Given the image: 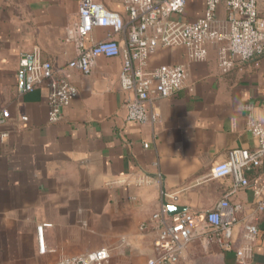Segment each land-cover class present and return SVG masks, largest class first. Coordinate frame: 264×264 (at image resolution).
Here are the masks:
<instances>
[{
  "label": "crops",
  "instance_id": "1",
  "mask_svg": "<svg viewBox=\"0 0 264 264\" xmlns=\"http://www.w3.org/2000/svg\"><path fill=\"white\" fill-rule=\"evenodd\" d=\"M95 1L126 19L122 0ZM196 3L199 15L203 0ZM78 5L0 0V111L9 112L0 123V264H57L101 247L110 248L104 264H147L155 255L151 215L164 202L162 189L178 192L176 199H164L167 204L196 215L225 195L243 206L238 217L252 221L257 214L246 264H264V211H255L253 190L230 193V177H210L230 149L257 145L250 124L264 123V54L222 72L213 44L200 61L184 47H158L148 65L183 64L187 76L172 97L153 100L158 120L138 124L126 118L132 94L119 85L120 56H99L88 75L66 67L77 55L66 36ZM107 33L94 28L87 44ZM114 37L123 43L125 32ZM34 48L51 62L55 77L67 78L78 91L57 122L48 120L44 84L17 91L19 57ZM39 224H47L43 252ZM242 231V223L235 224V247L243 242ZM196 232L176 264H240L234 249L207 240L203 222Z\"/></svg>",
  "mask_w": 264,
  "mask_h": 264
},
{
  "label": "built area",
  "instance_id": "2",
  "mask_svg": "<svg viewBox=\"0 0 264 264\" xmlns=\"http://www.w3.org/2000/svg\"><path fill=\"white\" fill-rule=\"evenodd\" d=\"M126 19L117 11L95 0H79L78 18L67 29L66 42L72 43L77 55L66 63L69 69L82 74L91 73L96 58L120 56L121 90L131 92L125 102L126 118L145 124L159 119L153 100L172 97L184 84L187 76L183 64H160L150 67V55L158 47L181 46L187 49L194 61L204 60L207 44L217 49L218 66L229 71L236 61L244 62L264 54V0H203L201 14L184 19L187 0H122ZM106 28L107 37L90 45L87 36L94 28ZM125 32L123 43L114 36ZM44 84L48 88V120L62 118L63 108L77 96V88L65 77L53 75L52 64L43 60L38 48L19 57L16 70V87L21 94ZM9 118L6 109L0 111V123ZM27 120V116H22ZM250 130L257 140L254 149L233 148L227 157L211 167L213 179H232L230 193L240 188L253 190L256 212L264 211V123L252 121ZM146 146V144H144ZM160 207L151 215L155 222L153 241L155 255L147 264H176L179 252L198 234L199 221L205 226L206 238L217 242L224 250H235L236 260L246 264L251 243L258 234V226L238 217L241 204L230 202L228 195L219 199L203 214L178 211L169 214L165 198L176 199L178 192L161 190ZM242 223L243 242L233 244L234 226ZM47 224L36 227L40 251H44L42 232ZM110 248L96 250L59 260L57 264H104Z\"/></svg>",
  "mask_w": 264,
  "mask_h": 264
},
{
  "label": "rangeland",
  "instance_id": "3",
  "mask_svg": "<svg viewBox=\"0 0 264 264\" xmlns=\"http://www.w3.org/2000/svg\"><path fill=\"white\" fill-rule=\"evenodd\" d=\"M197 10L198 5L196 3V0H187L186 14L193 18L196 16Z\"/></svg>",
  "mask_w": 264,
  "mask_h": 264
},
{
  "label": "water",
  "instance_id": "4",
  "mask_svg": "<svg viewBox=\"0 0 264 264\" xmlns=\"http://www.w3.org/2000/svg\"><path fill=\"white\" fill-rule=\"evenodd\" d=\"M166 207L169 214L181 211V208L174 206L172 204H166Z\"/></svg>",
  "mask_w": 264,
  "mask_h": 264
}]
</instances>
